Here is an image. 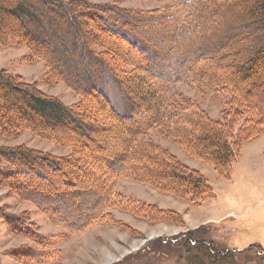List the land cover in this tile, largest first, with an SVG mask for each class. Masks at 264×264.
I'll return each instance as SVG.
<instances>
[{
  "label": "trees",
  "instance_id": "trees-1",
  "mask_svg": "<svg viewBox=\"0 0 264 264\" xmlns=\"http://www.w3.org/2000/svg\"><path fill=\"white\" fill-rule=\"evenodd\" d=\"M152 1L169 6L133 11L64 0H0V47L26 48L23 62L44 61L45 79L66 84L81 98L68 106L22 75L0 70V140L30 132L71 149L63 157L25 145L0 147V184L69 233L115 221L113 209L150 222H184L174 211L116 201L123 180L190 197L194 204L213 198L203 175L155 142L152 129L224 177L242 143L264 134V0ZM240 14L254 22L260 35L248 47L250 59L230 66L217 51L244 40L232 20ZM143 25L160 37L142 40ZM199 49L208 57L216 52L210 59L214 62L199 60ZM180 82H196L203 93L230 96L224 120H212L188 97L173 93L172 86ZM110 86L124 97L125 111L114 105L106 91ZM36 165L50 166L66 182L57 198L21 183ZM31 191L42 199L29 198ZM50 203L58 207L52 211ZM42 238L39 245L47 246ZM190 243L185 247L195 252V264L212 258L206 247Z\"/></svg>",
  "mask_w": 264,
  "mask_h": 264
},
{
  "label": "rangeland",
  "instance_id": "rangeland-1",
  "mask_svg": "<svg viewBox=\"0 0 264 264\" xmlns=\"http://www.w3.org/2000/svg\"><path fill=\"white\" fill-rule=\"evenodd\" d=\"M64 1L87 2L95 6L117 5L133 11L166 10L169 6L168 2L152 0ZM232 20L244 40L241 45L227 44L217 52L218 57H227L230 66H237L250 59L248 47L260 32L253 21L241 14L232 17ZM149 28L141 26L139 36L142 40L154 42L160 37V32L155 35L156 32L147 30ZM193 44L197 48L200 46L196 41ZM201 51L199 49L196 57L206 63L217 57L216 52H208L209 58L207 54L201 55ZM28 52L26 48L0 47V70L22 75L26 82L35 84L46 95L58 98L68 106L74 107L81 101L66 84L50 83L45 79L47 67L44 61L23 62L22 58ZM234 53L238 54L237 58L232 57ZM227 60L219 62L225 63ZM198 85L196 82H180L172 86V92L188 97L212 120L222 122L230 96L222 97L209 91L203 93ZM106 91L116 108L125 111L126 102L121 93L112 86ZM234 130L236 132L238 126ZM149 134L182 164L203 175L213 189L212 199L194 204L190 197L166 195L149 185L123 180L116 190V201L132 200L136 206L139 202L140 205L146 203L161 210L174 211L180 214L184 222H150L113 209L110 215L113 213L112 219L115 221L98 223L90 229L72 234L51 224L34 205L20 200L8 187L0 184V264H195V252L185 247L187 241L193 247L203 245L211 252L212 258L203 259V264H264V134L256 140L242 143L238 158L226 177L221 176L212 165L186 155L177 144L160 137L155 128ZM17 145L63 157L71 151L30 132L10 140H0V147ZM21 181L28 185V189L38 188L41 194L52 196V199L57 198L56 193L66 187V182L57 179L53 169L47 165H36L35 169H29ZM33 192H28L27 196L35 199L37 195ZM43 200L47 201L48 198L43 197ZM56 204L50 203L49 209L53 211L54 207H58ZM42 237L48 240L47 246L39 245L43 243Z\"/></svg>",
  "mask_w": 264,
  "mask_h": 264
}]
</instances>
